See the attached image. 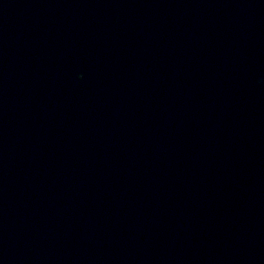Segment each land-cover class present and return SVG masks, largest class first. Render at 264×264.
Here are the masks:
<instances>
[{
    "label": "water",
    "instance_id": "obj_1",
    "mask_svg": "<svg viewBox=\"0 0 264 264\" xmlns=\"http://www.w3.org/2000/svg\"><path fill=\"white\" fill-rule=\"evenodd\" d=\"M0 264H264V0H0Z\"/></svg>",
    "mask_w": 264,
    "mask_h": 264
},
{
    "label": "snow or ice",
    "instance_id": "obj_2",
    "mask_svg": "<svg viewBox=\"0 0 264 264\" xmlns=\"http://www.w3.org/2000/svg\"><path fill=\"white\" fill-rule=\"evenodd\" d=\"M82 78V77H81Z\"/></svg>",
    "mask_w": 264,
    "mask_h": 264
}]
</instances>
